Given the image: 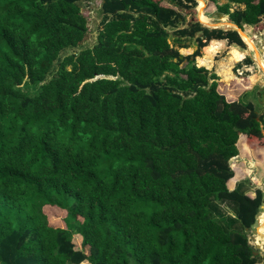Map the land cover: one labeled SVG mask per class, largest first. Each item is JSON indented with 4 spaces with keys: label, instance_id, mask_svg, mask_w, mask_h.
<instances>
[{
    "label": "trees",
    "instance_id": "1",
    "mask_svg": "<svg viewBox=\"0 0 264 264\" xmlns=\"http://www.w3.org/2000/svg\"><path fill=\"white\" fill-rule=\"evenodd\" d=\"M92 1L0 0V264H258L264 192L234 178L243 139L264 148V107L195 62L240 36L203 26L196 0H99L95 43L61 56ZM207 1L264 30V0Z\"/></svg>",
    "mask_w": 264,
    "mask_h": 264
},
{
    "label": "crops",
    "instance_id": "2",
    "mask_svg": "<svg viewBox=\"0 0 264 264\" xmlns=\"http://www.w3.org/2000/svg\"><path fill=\"white\" fill-rule=\"evenodd\" d=\"M217 14L218 13H215L216 21L220 22V25L224 24L225 27L219 28L215 25H211L206 11H202V15L205 18L207 17L206 22L200 20L199 10L196 19L197 21L200 20L199 22L203 26L210 29H222L225 31L235 30L240 36L244 47L241 48L235 44H229L226 40H211L201 49V55L195 59L196 65L215 74L220 84H234L237 86L238 89H241V93L238 94V97H241L243 94V102L252 103L255 109L261 113L264 107V30H257L252 26H243L242 30L238 29L228 21L226 16L220 15L219 17ZM242 34L250 40L253 47L249 46ZM183 43H185L187 47L178 50L182 56L190 55L196 49L195 39H185ZM211 47L215 49L211 51ZM234 52L240 55L239 59H235ZM246 58H248L251 63L245 64L244 60ZM237 69L244 70L243 77H237ZM233 92L229 91L228 96L234 94ZM238 97L236 99H238ZM241 156V158H243L241 162H245V166L247 165V178L251 181L250 185H253L254 182L259 183L258 178L261 176L257 173H262L261 171L264 170V148L257 147L254 144L248 145L243 139V153ZM237 174L234 178L235 181L240 180H236ZM256 174L259 177H257ZM255 189L261 190L260 185L257 184L254 189L251 188L250 191L247 192V195L251 198L254 197Z\"/></svg>",
    "mask_w": 264,
    "mask_h": 264
},
{
    "label": "rangeland",
    "instance_id": "3",
    "mask_svg": "<svg viewBox=\"0 0 264 264\" xmlns=\"http://www.w3.org/2000/svg\"><path fill=\"white\" fill-rule=\"evenodd\" d=\"M200 2L203 3V8H202L203 10L202 11H206V15L210 19L211 25H213V26L215 25L219 28L225 27L224 24L220 25V22L216 21L215 8L207 0H197V8H196L195 17H197ZM163 4L167 5L168 2L166 0H163ZM81 10L83 11V13L85 14V16L88 19L89 33L79 48L66 50L65 52H63L61 54V56H66L68 54L76 53L81 48L91 47L96 41L97 32H98V29L100 28V22L102 19V13L100 11L99 0H94V1L89 2V3L81 4ZM188 18L189 17H186V19H188ZM213 49H215V48H213V47L210 48L211 51ZM240 91H241V89L237 88V90L235 92H233L234 94H231V96H229L231 98V100L232 99L235 100L239 96L238 94L241 93ZM246 166H245V162L244 163L240 162V164L237 167L238 174L236 172V174H237L236 180L237 179L241 180V179L247 178V167ZM261 172L262 173H257L259 176H261L260 177L261 179L258 178L259 183L254 182L253 185H250L251 181L249 180L248 185L250 186V188L254 189L255 185L259 184L261 187V190L264 192V177H263L264 176V170ZM258 175H257V177H259ZM234 181H235V179H234ZM234 181L231 184H229V187L233 186ZM219 208H220L221 212L224 213L225 215L233 216V210H232V207L230 205L221 204V205H219ZM45 213L48 216L49 221L52 225H54L56 227L62 226V219H63L62 217L63 216H62V214H60V212H58L56 209L46 208ZM256 226H257V224L255 223L253 225L252 229L247 232V236H248L249 244L252 246V248L255 251L254 254L259 256V258H260L258 264H263L264 263V251L261 248L260 249L255 248V246L258 244L256 242V236L253 233V230L255 229ZM73 239H74V242L76 243V245L78 246L80 244L79 237L77 235L73 234ZM84 251L86 252V249ZM82 264H89V263L84 262Z\"/></svg>",
    "mask_w": 264,
    "mask_h": 264
},
{
    "label": "bare ground",
    "instance_id": "4",
    "mask_svg": "<svg viewBox=\"0 0 264 264\" xmlns=\"http://www.w3.org/2000/svg\"><path fill=\"white\" fill-rule=\"evenodd\" d=\"M206 4V3H205ZM203 3L200 2L199 5V18L201 21L206 22V18L202 15ZM199 20V21H200ZM243 35V34H242ZM243 37L246 39L250 47H253L250 40L247 39L244 35ZM219 45V43H218ZM252 49V48H251ZM220 64V63H219ZM227 73V72H226ZM224 75V74H223ZM225 77V76H224ZM227 78V77H226ZM264 206V204H263ZM257 229H258V236H256V242L260 244L261 247H264V208L257 216ZM255 243V242H254Z\"/></svg>",
    "mask_w": 264,
    "mask_h": 264
},
{
    "label": "water",
    "instance_id": "5",
    "mask_svg": "<svg viewBox=\"0 0 264 264\" xmlns=\"http://www.w3.org/2000/svg\"><path fill=\"white\" fill-rule=\"evenodd\" d=\"M217 16L220 17L219 14H217ZM263 204H264V200H263ZM263 204L257 209L258 214L263 210V208H264ZM256 224H257V219H256ZM253 233H254L255 236H258V229H257V226H256L255 229L253 230ZM255 248H256V249H260V248H261V249L264 251V247H261L259 244H257V245L255 246Z\"/></svg>",
    "mask_w": 264,
    "mask_h": 264
},
{
    "label": "built area",
    "instance_id": "6",
    "mask_svg": "<svg viewBox=\"0 0 264 264\" xmlns=\"http://www.w3.org/2000/svg\"><path fill=\"white\" fill-rule=\"evenodd\" d=\"M243 72H244V70L237 69L236 70L237 77H239V78L243 77Z\"/></svg>",
    "mask_w": 264,
    "mask_h": 264
}]
</instances>
